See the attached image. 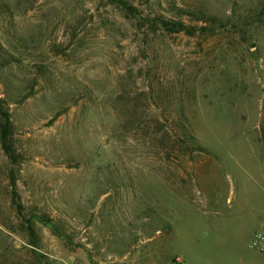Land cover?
<instances>
[{"label": "rangeland", "instance_id": "374dc122", "mask_svg": "<svg viewBox=\"0 0 264 264\" xmlns=\"http://www.w3.org/2000/svg\"><path fill=\"white\" fill-rule=\"evenodd\" d=\"M124 1L0 0V264H264V0Z\"/></svg>", "mask_w": 264, "mask_h": 264}, {"label": "built area", "instance_id": "2783aa9c", "mask_svg": "<svg viewBox=\"0 0 264 264\" xmlns=\"http://www.w3.org/2000/svg\"><path fill=\"white\" fill-rule=\"evenodd\" d=\"M250 246L264 256V212L262 213L257 230L253 233ZM176 263L181 262L176 258ZM55 264H78L72 257H57Z\"/></svg>", "mask_w": 264, "mask_h": 264}, {"label": "trees", "instance_id": "16d2710c", "mask_svg": "<svg viewBox=\"0 0 264 264\" xmlns=\"http://www.w3.org/2000/svg\"><path fill=\"white\" fill-rule=\"evenodd\" d=\"M115 1H118L122 3L123 5L126 4L124 0H115ZM129 10L132 11V8L129 7ZM159 22H160L161 27L170 33L184 31L187 34H193L196 30L200 28V27L196 28L193 26L185 25L182 21H170V20L164 19L163 17H159ZM2 113L5 116V121L7 122L8 114H6V112L4 111H2ZM4 126H5V123H4ZM4 132H5V129H4ZM2 139L4 141L5 134L2 136ZM47 223L51 225V222H47ZM32 242L35 243V241H32Z\"/></svg>", "mask_w": 264, "mask_h": 264}, {"label": "crops", "instance_id": "0c3cea01", "mask_svg": "<svg viewBox=\"0 0 264 264\" xmlns=\"http://www.w3.org/2000/svg\"><path fill=\"white\" fill-rule=\"evenodd\" d=\"M255 264H256V263H255ZM258 264H262V263L259 262Z\"/></svg>", "mask_w": 264, "mask_h": 264}]
</instances>
